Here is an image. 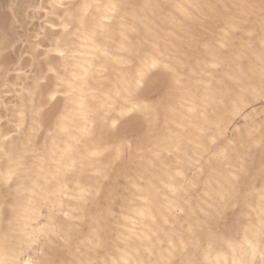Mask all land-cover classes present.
<instances>
[{
    "label": "rangeland",
    "instance_id": "1",
    "mask_svg": "<svg viewBox=\"0 0 264 264\" xmlns=\"http://www.w3.org/2000/svg\"><path fill=\"white\" fill-rule=\"evenodd\" d=\"M0 264H264V0H0Z\"/></svg>",
    "mask_w": 264,
    "mask_h": 264
}]
</instances>
